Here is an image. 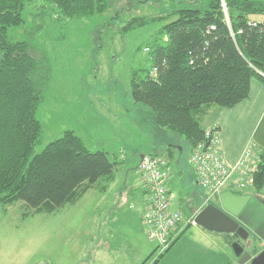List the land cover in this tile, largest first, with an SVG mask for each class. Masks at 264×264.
Segmentation results:
<instances>
[{
    "label": "rangeland",
    "instance_id": "rangeland-1",
    "mask_svg": "<svg viewBox=\"0 0 264 264\" xmlns=\"http://www.w3.org/2000/svg\"><path fill=\"white\" fill-rule=\"evenodd\" d=\"M205 2L199 0V5ZM183 4L170 0H115L102 13L73 19L61 16L57 8L42 0H35L26 6L24 22L9 27V36L28 40L33 55L49 69L44 98L36 110L42 130L34 153L42 151L64 131L73 130L91 150H104L116 162L113 180L101 178L82 198L54 212L27 214L29 210L21 200L1 206L0 234L6 238L10 234L13 245L9 255L14 259L9 264H42L46 260L53 264H94L91 251L98 246L126 248L134 263L152 264L155 243L148 238L138 212L134 214V204L120 201L121 187L126 182L142 183L138 171L142 155L164 156L172 172L178 173L171 182L175 209L182 207L187 212L188 197L205 200L206 189L192 175L187 140L160 126L153 110L135 102L131 94L134 72L150 65L149 42L169 20L123 30L133 17L168 14ZM175 17L171 15L170 20ZM211 112L206 109L199 115L202 126L212 118ZM170 146H176L172 147V155ZM179 167H183L182 176ZM107 183V191H95V186ZM252 188L230 189L242 194L252 193ZM116 207H122L119 220L104 221L105 213L115 212ZM196 227L200 225H190L187 233ZM220 238L234 255L231 239L226 235ZM100 240L102 243L98 244ZM234 256L230 264L237 260Z\"/></svg>",
    "mask_w": 264,
    "mask_h": 264
},
{
    "label": "trees",
    "instance_id": "trees-1",
    "mask_svg": "<svg viewBox=\"0 0 264 264\" xmlns=\"http://www.w3.org/2000/svg\"><path fill=\"white\" fill-rule=\"evenodd\" d=\"M34 1L0 0V207L21 200L27 214L74 203L101 178L111 181L116 166L106 151L91 150L73 130L34 153L42 130L36 110L49 69L28 40L8 34L10 26L24 22L23 12ZM42 1L63 17L80 19L106 11L115 0ZM170 1L184 4L168 14L133 17L123 27L169 20L149 42L150 65L134 72L131 94L191 150L204 138L202 112L211 105L233 107L249 96L252 78L264 82V0H224L227 13L222 0ZM170 147L172 155L176 146ZM253 189L264 191V151Z\"/></svg>",
    "mask_w": 264,
    "mask_h": 264
},
{
    "label": "crops",
    "instance_id": "crops-1",
    "mask_svg": "<svg viewBox=\"0 0 264 264\" xmlns=\"http://www.w3.org/2000/svg\"><path fill=\"white\" fill-rule=\"evenodd\" d=\"M208 110L212 111V118L205 126H201L204 129L215 125L219 126L222 151L228 163H235L249 142H254L260 151H264V82L257 78H252L250 94L246 99L233 107L211 105L208 107ZM169 168L171 171V177L168 182V187L170 190L172 208L175 209L173 207L172 198L174 184L171 182L176 178L178 173L174 174L170 166ZM179 173L181 176L183 175V167H179ZM192 173L195 182L199 185L193 167ZM110 183L95 186V191L99 194L104 193L107 191ZM242 194H251L252 196H260L264 198L262 193H256L254 189L252 193ZM120 195V201L123 200L124 202L128 200L132 205L134 204L133 209L137 210L134 214L138 212V216L142 220V213L147 206V197L142 183L140 184V181H135L133 185H130L126 182L125 185L121 187ZM114 202L117 204L118 201ZM99 203L100 199H98V204ZM185 203L188 206V211L184 212L182 207L179 208V210H181L186 216L196 215L206 204L205 200L201 202L194 201L191 197H188L185 200ZM121 209L122 207H116L115 212H111L112 209H110L109 213H111H105L104 221H112L115 223L119 220L118 213ZM187 228L157 264H230V262L233 261L234 255L230 254L228 251L227 244L225 242L224 244L220 242V236H223V238L225 236L223 233L210 231L202 226L198 228L196 227L187 233ZM100 243H102L101 240L98 244ZM10 250H13L10 234L9 238H6L4 233L2 235L0 234V264H9V260L14 259L12 254L9 255ZM91 254L95 257H92L94 258V264H136L133 261L130 250H127L126 248L106 247L100 249L98 246L91 251ZM101 256H104L105 258ZM119 256H124V258Z\"/></svg>",
    "mask_w": 264,
    "mask_h": 264
},
{
    "label": "built area",
    "instance_id": "built-area-1",
    "mask_svg": "<svg viewBox=\"0 0 264 264\" xmlns=\"http://www.w3.org/2000/svg\"><path fill=\"white\" fill-rule=\"evenodd\" d=\"M227 13L226 2L222 0ZM214 26L211 27L213 29ZM148 49V48H147ZM260 149L249 142L235 163L226 161L221 145L218 125L205 129L204 138L189 155L198 183L207 191L205 203H215L225 190L252 188L260 162ZM138 171L147 197L142 213L148 238L155 243V259L165 254L185 229L196 224L195 215L186 216L173 209L168 182L171 177L169 160L161 155L146 154L140 159ZM42 264H53L46 260ZM233 264H241L235 260Z\"/></svg>",
    "mask_w": 264,
    "mask_h": 264
},
{
    "label": "water",
    "instance_id": "water-1",
    "mask_svg": "<svg viewBox=\"0 0 264 264\" xmlns=\"http://www.w3.org/2000/svg\"><path fill=\"white\" fill-rule=\"evenodd\" d=\"M195 222L210 231L232 235L231 247L241 264H264L263 197L225 190L218 203L205 204L199 210Z\"/></svg>",
    "mask_w": 264,
    "mask_h": 264
},
{
    "label": "flooded vegetation",
    "instance_id": "flooded-vegetation-1",
    "mask_svg": "<svg viewBox=\"0 0 264 264\" xmlns=\"http://www.w3.org/2000/svg\"><path fill=\"white\" fill-rule=\"evenodd\" d=\"M230 236V239L233 241V236L232 235H229Z\"/></svg>",
    "mask_w": 264,
    "mask_h": 264
}]
</instances>
